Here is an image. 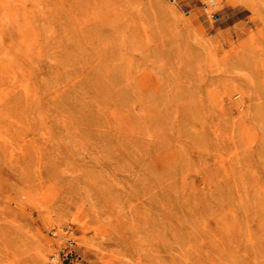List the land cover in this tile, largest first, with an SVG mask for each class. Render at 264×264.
Returning a JSON list of instances; mask_svg holds the SVG:
<instances>
[{"label": "rangeland", "instance_id": "obj_1", "mask_svg": "<svg viewBox=\"0 0 264 264\" xmlns=\"http://www.w3.org/2000/svg\"><path fill=\"white\" fill-rule=\"evenodd\" d=\"M0 264H264V0H0Z\"/></svg>", "mask_w": 264, "mask_h": 264}, {"label": "clouds", "instance_id": "obj_2", "mask_svg": "<svg viewBox=\"0 0 264 264\" xmlns=\"http://www.w3.org/2000/svg\"><path fill=\"white\" fill-rule=\"evenodd\" d=\"M219 10V9H217ZM206 12H207V9H206ZM209 19L212 20V14H209Z\"/></svg>", "mask_w": 264, "mask_h": 264}]
</instances>
